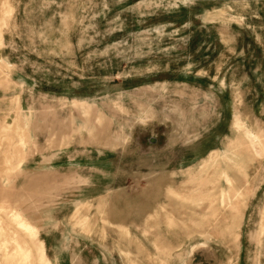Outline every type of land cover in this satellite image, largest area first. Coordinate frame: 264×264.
I'll return each instance as SVG.
<instances>
[{
  "label": "rangeland",
  "instance_id": "obj_1",
  "mask_svg": "<svg viewBox=\"0 0 264 264\" xmlns=\"http://www.w3.org/2000/svg\"><path fill=\"white\" fill-rule=\"evenodd\" d=\"M0 264H264V0H0Z\"/></svg>",
  "mask_w": 264,
  "mask_h": 264
},
{
  "label": "bare ground",
  "instance_id": "obj_2",
  "mask_svg": "<svg viewBox=\"0 0 264 264\" xmlns=\"http://www.w3.org/2000/svg\"><path fill=\"white\" fill-rule=\"evenodd\" d=\"M226 180H227V178H226Z\"/></svg>",
  "mask_w": 264,
  "mask_h": 264
}]
</instances>
